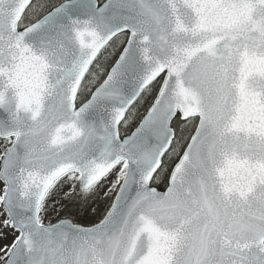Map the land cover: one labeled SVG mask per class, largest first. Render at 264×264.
Listing matches in <instances>:
<instances>
[{
  "label": "snow or ice",
  "instance_id": "6c2138e0",
  "mask_svg": "<svg viewBox=\"0 0 264 264\" xmlns=\"http://www.w3.org/2000/svg\"><path fill=\"white\" fill-rule=\"evenodd\" d=\"M0 264H264V0H0Z\"/></svg>",
  "mask_w": 264,
  "mask_h": 264
},
{
  "label": "rangeland",
  "instance_id": "374dc122",
  "mask_svg": "<svg viewBox=\"0 0 264 264\" xmlns=\"http://www.w3.org/2000/svg\"><path fill=\"white\" fill-rule=\"evenodd\" d=\"M53 2H55V0H53ZM143 110H144L143 108L140 109L141 112H143Z\"/></svg>",
  "mask_w": 264,
  "mask_h": 264
}]
</instances>
